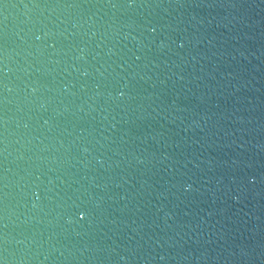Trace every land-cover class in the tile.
I'll return each mask as SVG.
<instances>
[{
	"label": "water",
	"instance_id": "water-1",
	"mask_svg": "<svg viewBox=\"0 0 264 264\" xmlns=\"http://www.w3.org/2000/svg\"><path fill=\"white\" fill-rule=\"evenodd\" d=\"M0 264H264V0H0Z\"/></svg>",
	"mask_w": 264,
	"mask_h": 264
}]
</instances>
